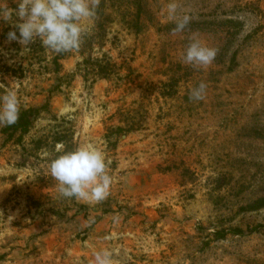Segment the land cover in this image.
Segmentation results:
<instances>
[{"label":"rangeland","instance_id":"rangeland-1","mask_svg":"<svg viewBox=\"0 0 264 264\" xmlns=\"http://www.w3.org/2000/svg\"><path fill=\"white\" fill-rule=\"evenodd\" d=\"M168 3L99 0L60 59L0 19V95L40 111L26 134L0 124V264H264V0H175L180 32ZM193 40L209 64L186 62ZM104 54L120 69L93 85ZM86 145L111 177L99 202L50 174Z\"/></svg>","mask_w":264,"mask_h":264},{"label":"clouds","instance_id":"clouds-1","mask_svg":"<svg viewBox=\"0 0 264 264\" xmlns=\"http://www.w3.org/2000/svg\"><path fill=\"white\" fill-rule=\"evenodd\" d=\"M16 7H0V19L10 22L9 41L27 46L37 40L55 53L78 50L85 31V21L95 15L99 0H15ZM168 19L176 20L175 31H183L189 22L187 15L177 18V4L169 0L162 10ZM15 18V19H13ZM216 51L193 40L186 49L185 60L190 64L207 65ZM205 85L193 90L192 98L199 100ZM19 116V100L14 90L0 95V124L11 126ZM50 174L58 182L59 192L68 198L104 200L109 192L111 177L106 171L104 154L92 147L81 146L50 162ZM95 264H112L106 250L95 253Z\"/></svg>","mask_w":264,"mask_h":264},{"label":"trees","instance_id":"trees-1","mask_svg":"<svg viewBox=\"0 0 264 264\" xmlns=\"http://www.w3.org/2000/svg\"><path fill=\"white\" fill-rule=\"evenodd\" d=\"M66 54H67L66 52L58 53V58L59 59L64 58ZM117 69H120V67L115 62H113V60L107 54H104L102 58L94 59V62L92 65V72L96 78L92 81V84L94 85L98 79L109 78ZM58 88H61V87H58ZM48 104L49 103L43 106V108L47 109ZM39 114H40L39 109L29 108L27 110H23L19 114L18 120L16 121V123L11 126L7 125L3 129V132L21 131L22 134H26L30 130V127L32 126L34 121L37 118H39ZM58 141H60V139ZM237 232L240 234L243 231L241 229H238Z\"/></svg>","mask_w":264,"mask_h":264}]
</instances>
